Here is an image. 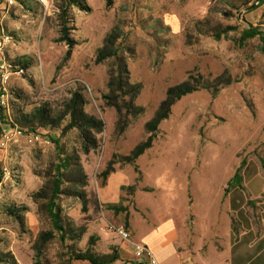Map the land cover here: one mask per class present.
<instances>
[{
	"label": "rangeland",
	"instance_id": "374dc122",
	"mask_svg": "<svg viewBox=\"0 0 264 264\" xmlns=\"http://www.w3.org/2000/svg\"><path fill=\"white\" fill-rule=\"evenodd\" d=\"M14 1L0 0V36L11 38L4 56H26L30 66L13 70L6 91L0 86V125L38 130L51 143L20 138L0 147V264H91L74 253L119 252L122 239L112 226L164 212L171 188L192 220L194 209L209 205L228 166L264 158V0L252 8L258 0H80L84 9L71 0ZM65 21L72 48L61 40ZM116 24L122 35L115 46L130 81L142 84L136 104L144 107L120 119L104 97L113 58L95 62ZM251 25L261 34L241 41ZM223 72L231 84L216 95L200 88L181 97L152 146L131 158L149 137L145 124L169 87L190 73L211 79ZM75 93L79 107L102 120L100 129L82 133L70 125ZM40 107L49 109L56 127L34 116ZM23 114L34 122H18ZM108 166L113 171L104 176ZM59 169L60 228L49 210ZM117 171L126 174L124 184L115 200H104L100 191ZM133 184L134 191L122 189ZM108 203L126 209L115 212Z\"/></svg>",
	"mask_w": 264,
	"mask_h": 264
},
{
	"label": "crops",
	"instance_id": "0c3cea01",
	"mask_svg": "<svg viewBox=\"0 0 264 264\" xmlns=\"http://www.w3.org/2000/svg\"><path fill=\"white\" fill-rule=\"evenodd\" d=\"M239 165L228 166L209 205L194 209L192 220L183 198L175 199L174 187L164 212L132 215V240L149 246L161 264H264V166L261 160L248 161L240 172L241 185L229 188ZM124 174L110 176L100 191L104 200L116 199ZM134 248L122 239L117 262L132 264Z\"/></svg>",
	"mask_w": 264,
	"mask_h": 264
},
{
	"label": "trees",
	"instance_id": "16d2710c",
	"mask_svg": "<svg viewBox=\"0 0 264 264\" xmlns=\"http://www.w3.org/2000/svg\"><path fill=\"white\" fill-rule=\"evenodd\" d=\"M71 2L77 4L82 9L86 8L85 5L81 3L80 0H71ZM108 3L111 4V0H108ZM263 1L260 3L262 4ZM68 21L62 23L61 27V40H65L66 43L72 48L76 42L73 40L70 35V30L72 27L68 26ZM231 29V27H228ZM227 31V28L222 31H217L215 33L216 38H220L223 33ZM257 34H261L258 31V28L253 27L252 25L248 28H245L240 37L241 41H244L248 38H252ZM122 35V30L119 25L113 26L110 32L107 34L103 46H101L96 53L95 62L101 63L109 58H113V63L109 69V80L107 82V86L109 88V93L105 94L104 97L107 99V103L114 106L117 110L119 119L127 118L128 115H139L144 112V107L136 104V98L141 91L142 84L140 82L133 83L130 81V71L128 68V64L125 58L118 54V48L115 46L116 41ZM264 39V37H262ZM9 60V59H8ZM9 63L12 66V69L16 72L22 71L25 73L27 68L30 66V60L26 56L19 57L17 60H9ZM233 82L232 76L227 72H223L220 75H217L214 78H205L203 74L197 73L194 75L190 73L186 80L171 86L167 90L166 97L162 100L159 107L155 111L153 117L148 120L145 124L146 129L150 133L149 137L140 142L131 152V158L134 160L138 158L141 154H143L148 148H150L153 144V140L156 132L159 129V124L166 118L169 117L171 113V108L175 104L177 100H179L184 95L191 93L200 88H205L210 90L213 95H216L219 90L229 85ZM82 97L75 93L72 101L74 104L70 106L68 112L70 113V125L77 126L82 133L86 132L87 128H95L100 129L103 126V122L100 119H97L95 116L88 114L86 111L79 107L81 103ZM2 111V110H1ZM38 115H34L38 118L43 117V119H47V122L44 126H48L49 124L52 127H56V119L51 118V113L49 109L46 107H40L37 109ZM2 115V112L1 114ZM18 122L21 124H32L34 122L33 119L29 117V115L23 114ZM18 126V125H16ZM15 127V126H14ZM20 127V126H19ZM22 128V127H21ZM3 127L0 125V132H2ZM95 142V138L92 140ZM261 162L264 166V158H261ZM244 162H242L234 175V177L229 181L228 187H233L235 185H241V176L240 172L244 166ZM113 171V168L108 166L104 171V176H107L110 172ZM63 176V171L59 169V176L54 180V188L52 200L50 201V213L55 220V225L58 227L60 214L58 211V206L54 199L57 196V193L60 190V180ZM135 185H123L122 189L124 190H135ZM107 207L109 209L117 212L120 209H126V207L119 205L118 203H108ZM11 214H16V211L12 208H8ZM128 228V221L125 224ZM60 228V227H58ZM74 259L76 260H86L91 264H111L119 259H121V253L117 251H113V253H108L104 255H98L92 252L90 249L85 251H78L74 253ZM132 264H137L133 262Z\"/></svg>",
	"mask_w": 264,
	"mask_h": 264
},
{
	"label": "built area",
	"instance_id": "2783aa9c",
	"mask_svg": "<svg viewBox=\"0 0 264 264\" xmlns=\"http://www.w3.org/2000/svg\"><path fill=\"white\" fill-rule=\"evenodd\" d=\"M8 4H15L14 0H7ZM11 38L9 35L0 36V86L6 91V85L9 82L10 76L13 73V69L9 60L6 56H4V47L8 43H10ZM17 73H22L19 71ZM2 102L5 103L3 99ZM2 134L0 135V147H6L11 141L18 140L20 138H25L29 142L36 141H44L46 144L51 143V138L48 136L43 137L38 130H32L26 132L23 128L19 126L8 127L2 130ZM46 133V131H45ZM113 231L124 241L131 242L134 244V262L137 264H161L159 259L155 255L154 251L147 245L136 242L132 240V233L130 228H128L125 224H121L118 226H112Z\"/></svg>",
	"mask_w": 264,
	"mask_h": 264
},
{
	"label": "water",
	"instance_id": "95a60500",
	"mask_svg": "<svg viewBox=\"0 0 264 264\" xmlns=\"http://www.w3.org/2000/svg\"><path fill=\"white\" fill-rule=\"evenodd\" d=\"M263 0H258L257 2H255L253 5H250L248 8H252L258 4H260Z\"/></svg>",
	"mask_w": 264,
	"mask_h": 264
}]
</instances>
